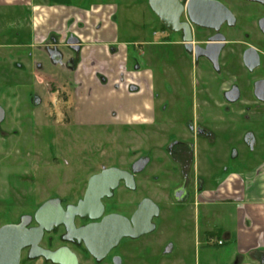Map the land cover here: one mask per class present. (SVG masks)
Segmentation results:
<instances>
[{
	"label": "rangeland",
	"instance_id": "obj_1",
	"mask_svg": "<svg viewBox=\"0 0 264 264\" xmlns=\"http://www.w3.org/2000/svg\"><path fill=\"white\" fill-rule=\"evenodd\" d=\"M28 1L30 5L28 4L26 8L30 9L36 4L47 5L50 0ZM69 1L68 3L75 5L80 2L86 12L94 7L115 6L119 42H126L128 52H131L130 68L140 66L143 71L149 69L148 71L151 70L153 73V91L159 95V116L144 126L118 125L112 122L114 121L112 118L104 120L109 121L107 125L100 124L98 119L83 117L76 122L71 114L72 90L65 85L67 81L72 84L71 71L56 66L44 54L57 50L63 56V60L69 59L72 55H68L66 47H50L44 52L34 51L33 56L25 48L23 50L0 48V106L5 110V119L0 124V227L17 224L22 216L33 217L36 210L47 200L61 199L65 204H74L83 196L88 179L101 168L128 167L137 159L146 157L150 162L136 177L137 191L129 193L122 188L117 190L115 197L106 202L107 212L116 211L130 215L144 198L150 199L162 208L172 207L173 203L170 202L172 189L168 187L161 173L163 163L167 164V171H177L173 164L167 160L164 162L166 157L163 151L166 150L167 144L174 139V135L181 139L188 138L186 127L190 123H202L201 126L205 125L215 134L218 132L219 119L202 120V114L217 116L220 112L221 108L216 102H209L208 95H215L218 88L214 85L208 86L206 92L198 91L197 100L195 99L190 82L194 67L189 62L187 63L189 65L186 64L183 68L176 57L177 54H182V48L173 47L168 43L158 47L146 44L141 49L132 45L140 39L153 42L161 38L159 40L164 41L161 36L165 34L168 35L166 38L169 41L178 40L174 34L162 32L164 31L162 24L149 9L146 0ZM26 8L23 10L22 18V44L29 40V11ZM1 19L0 29L2 26L8 28V20ZM6 30L8 33L9 30ZM159 31L162 32L161 36H152L153 32L159 34ZM136 33L141 37L133 38ZM56 43H59V40H56ZM259 43L253 42L255 45ZM174 50H177L176 54ZM237 75L241 76L243 72H239L238 69ZM50 89L57 91L58 94L53 95ZM241 89L244 100L232 107L235 114L231 116L228 130L217 134V141L214 140L215 143L212 145L213 150L210 154H213L214 165L211 162L205 164L207 160L203 159L200 143V176L203 179L208 171L209 173L212 171L214 175L210 177V183L212 180L215 188L231 175L250 170L264 160V150L261 148V145L264 146V122L261 117L244 118L238 115V111L255 106L249 97L250 87L243 86ZM47 91L49 92L46 94ZM33 92L42 94L44 98L38 109L32 106L30 97ZM63 98H66V101L68 98L69 103L62 102ZM153 98L158 105L154 95ZM247 132L254 133L258 141L252 150L245 142L244 146L238 141L239 138H236L235 133L244 135ZM224 152L229 154L226 161L224 158L222 160ZM217 156L221 162L224 161L219 165L225 164L226 171L217 167L215 159ZM160 158L163 159L162 163L159 162ZM154 224H158V220H154ZM60 232L61 229L53 235L50 234L54 247L61 244L58 239ZM155 233L143 236L141 242L136 245L149 242L148 245L155 246L156 241L160 240L158 233ZM167 241L172 242L168 238ZM126 244L122 241L114 250L115 257L121 259L122 264H160L162 248L159 252L156 249L153 251L152 248L147 249L148 246L146 249L143 248L145 250L141 255L145 262L139 263L135 260L141 256L138 257L137 252L127 253ZM111 262L112 257H108L102 264H112ZM20 264L46 263L31 262L23 252Z\"/></svg>",
	"mask_w": 264,
	"mask_h": 264
},
{
	"label": "crops",
	"instance_id": "obj_2",
	"mask_svg": "<svg viewBox=\"0 0 264 264\" xmlns=\"http://www.w3.org/2000/svg\"><path fill=\"white\" fill-rule=\"evenodd\" d=\"M27 2L0 0V19L8 20V28L2 26L0 29V48H25L33 56L34 51L66 47L69 38H76L77 59L67 70L71 71L73 81L65 84L70 90L75 88L71 95V114L76 122L83 117L98 119L100 124L107 125L109 121L104 120L112 118L118 125L144 126L159 116V95L153 91V73L149 69L143 71L140 66L130 68L131 52H128L126 42H119L115 6L94 7L86 12L80 2L75 5L68 3L69 0H50L47 5L36 4L30 9L26 8L30 5ZM25 8L29 11L30 41L22 44ZM156 35L161 36L160 31L159 34L152 33V36ZM139 37L136 33L133 38ZM159 39L153 42L140 39L132 45L141 49L146 44L158 47L168 43L181 48L177 39ZM66 103H69L68 98ZM261 148L264 150L263 145ZM228 157L225 153V161ZM217 167L221 165L217 164ZM222 167L227 170L225 164ZM161 169L164 177V169ZM194 169L195 187L190 193V206H184L186 195L183 194L175 201L176 208H161L155 225L160 240L154 248L148 245L149 242L136 245L141 242V237L127 243L126 252H137L141 257L135 261L139 263L145 262L141 253L148 246L151 251L163 249L160 264H264V160L250 170L231 175L217 188L212 180L210 183L212 171L207 170L209 174L206 173L203 179L200 176L199 153ZM167 238L172 242L168 243ZM218 241H222V245H217ZM139 246L142 247L139 249Z\"/></svg>",
	"mask_w": 264,
	"mask_h": 264
},
{
	"label": "flooded vegetation",
	"instance_id": "obj_3",
	"mask_svg": "<svg viewBox=\"0 0 264 264\" xmlns=\"http://www.w3.org/2000/svg\"><path fill=\"white\" fill-rule=\"evenodd\" d=\"M190 1L191 0H178V2L183 7V10L179 14V22L188 23L190 25L191 38H192V43H191L192 48L190 52H187V50H185L183 46L181 31L177 33L170 32L162 25L163 30H164L162 32H166L168 34H174L178 38V42L182 48V54L180 53V55L177 56L178 62H180V66L184 68L186 64L190 62V64H192L194 67L192 76L190 77V82L194 89L195 99L197 100L198 91L203 90L206 92L208 86H211V85L217 86L218 90L216 91L217 93L215 95L208 94L210 96L209 102L211 103L216 102V105H218L221 108V110L219 113H217V116L202 114L203 121L207 119H209L210 121H214V119H219L217 120V123L219 124L217 126L218 132H216V134L210 128H206L205 125L201 126L202 123L201 124L190 123V125L186 127L190 138L188 137L185 139H181L177 135H174L173 136L174 139L172 141L169 139L170 142L169 143L167 142L168 144H167L166 150L163 151L166 157L164 162H166L167 160L168 162H170V164H173L172 166H174L177 171L176 172L167 171L166 169L167 164L165 163H163L162 166L165 172L164 180L167 181L168 187H171L172 189L171 190L172 192L170 195L172 201L170 202L173 203L172 207H175V208H176V205H178L175 203V201L178 200L177 198L183 194L186 195V198H184V206L186 207L190 206V200H191L190 193L192 189L195 187L194 164H195L197 155L199 153L200 143H202L201 152L203 153V156H204L203 159H206L208 162L213 161L212 155L210 154L212 153L211 151L212 145L217 141V138H216L217 134H221L222 132L225 133L226 130H228L229 125H230L229 121L230 119H232L231 116L232 115L234 116L235 114V112H233L232 107L235 106L237 103L242 102L244 100L243 91L241 89L243 86L250 87L251 94L249 95V97L253 100L255 106H253L250 109L246 108V110L238 111L237 112L238 115H240V117L244 116V118L245 117L246 118L247 117L249 118L261 117L262 122H264V113H263L264 102L257 99L254 94L255 85L258 82H264V0H209V2L219 3L230 13L232 17L231 24L229 23V21L224 20L223 23H221L217 27L216 30L200 28L190 23L188 15L185 10L186 3ZM147 6H148V2H147ZM207 17H211V16L207 15ZM167 36L168 35L166 34L165 36H163L165 41H167V38H166ZM216 36L223 38L222 41H220V44H222V46L221 48H219V50L215 49L214 47L209 46L211 44H214V42L212 41V38ZM256 41L257 42L259 41L260 43L257 45L253 44V42H256ZM77 44H74V45L66 44V47L68 48V52H69L68 55L69 56L72 55L71 58L69 57V59L63 60L62 58L63 56H61V54L57 50H54V52L49 51L48 53L44 52V54L47 56V59L52 63L54 62L56 66L69 70L71 67H73V64H74L73 59L75 60L77 59V55H78V51L76 48ZM249 49H252L253 51H255V54L257 55V60L254 62L251 68H247L243 63L244 53ZM202 51H203V55H199L202 53ZM238 69H239V72L240 71L241 73L243 72V75L241 76L237 75ZM73 89L75 91L74 87H72V90ZM233 89H237L238 99L235 102H229L227 100V97L229 96L227 95ZM52 90L53 89H50L53 95L58 94L57 91H52ZM38 92L37 93L33 92L30 97L32 106L37 109L39 108L40 104L42 105L44 101L43 95ZM48 92L49 91H47L46 94ZM63 93L64 92L61 93L62 96H63ZM62 102H66V98H63ZM235 134L237 135L236 138H239L238 141L242 142V144L245 142V144H247V146L251 150L253 149L254 145L257 144V139L254 133L247 132L244 135L242 133L241 134L242 136L239 135L238 133H235ZM245 144L243 145L245 146ZM224 155H225V152H224ZM224 155H222V160L224 158ZM146 158H139L136 161L141 160V159H146ZM147 159L150 162V159L149 158ZM215 159L217 161V164L219 163L223 164L224 162V161L221 162L222 160H219L218 156ZM159 162L162 163L163 159L160 158ZM133 164H130L128 167H118V166H114V167H116L119 170L128 172L129 174L133 176V179L135 182V189L133 191H130L124 186L122 182H120L118 184V187L114 191H112V196L110 198L101 199V204L103 206V212H102L101 217L97 220L75 218L74 225L76 229L83 228L87 225L99 223L102 217L111 215V214L121 215L128 220L131 218L132 214L137 209L138 204L142 200L136 205V209L130 215H126L125 213H119L116 211L107 212L108 208H107L106 202L113 199L115 197L116 191L119 190L120 188H122L124 191L129 192V193L130 192L133 193L137 191L138 188H137V183H136V177L139 176L145 170L147 166L144 168V170L141 173L132 174L131 169H132ZM222 164H221V167H222ZM221 167L219 169L224 171V168L223 167L221 168ZM103 168H101L100 171H98L97 173L93 175L100 173ZM209 177H212V174ZM86 188L84 190V193L86 191ZM82 197L83 196H81V198H79L77 202L74 204H65L61 199H59L60 205L65 210L67 206H71V205L75 206L82 199ZM156 205L159 208V216H160V210L162 207L159 204H156ZM159 216L153 219V224H154V220L159 219ZM35 226L36 224L33 221L29 225V227H35ZM60 229H61V232L59 234L58 239L61 241V244L59 246L54 247L52 235L58 232ZM155 230H156V226H155ZM65 235L66 233L62 226L53 227L50 232L44 233L40 246L41 248L48 250L50 252H56L57 250L61 248H67L71 253H73L76 256L77 264H102L108 257L110 258L112 257L111 263L113 264V259L117 258L115 257L114 250L118 247V245L122 241L124 244L125 243L131 244V242L138 240V239L136 240L122 239L116 248L112 249L106 255V257L103 258L100 262H97L94 258H92L89 255L83 242L79 243L76 240L65 241L63 239ZM23 252L28 257V249L23 250L22 253ZM22 253H21V256H22ZM30 261L31 262L41 261L42 263L52 264L51 262L46 261L42 258L34 259Z\"/></svg>",
	"mask_w": 264,
	"mask_h": 264
},
{
	"label": "water",
	"instance_id": "obj_4",
	"mask_svg": "<svg viewBox=\"0 0 264 264\" xmlns=\"http://www.w3.org/2000/svg\"><path fill=\"white\" fill-rule=\"evenodd\" d=\"M147 2L150 10L168 31L182 32L183 46L187 52H190L192 48L190 25L179 22V14L183 7L178 0H147ZM185 10L190 23L200 28L216 30L224 20L232 23L230 13L217 2L191 0L186 3ZM222 39L219 36L213 37L214 44L209 46L219 50ZM77 43L76 38L71 37L67 40V45ZM199 55H203V51ZM256 60L257 55L252 49L244 53L243 63L247 68H251ZM254 94L257 99L264 102V82L255 85ZM227 96L229 102H235L238 99L237 89H233ZM4 118L5 111L0 106V124ZM148 162V159L136 161L132 165V174L141 173ZM120 182L130 191L135 189L133 176L128 172L117 168H103L100 173L89 178L86 191L75 206H67L64 210L59 199L47 200L36 210L33 217L22 216L17 224L1 226L0 264H19L21 253L25 249H28L30 260L42 258L52 264H77L76 256L67 248H61L56 252L41 248L40 243L44 233L50 232L53 227L64 228L65 241L83 242L89 255L97 262L116 248L122 239L136 240L153 233L155 230L153 219L159 216V208L148 198L138 204L129 220L121 215L111 214L102 217L99 223L75 228V218L97 220L101 217L103 212L101 199L110 198L112 191ZM32 221L36 224L35 227H29ZM120 261L119 258L113 259V264H120Z\"/></svg>",
	"mask_w": 264,
	"mask_h": 264
},
{
	"label": "built area",
	"instance_id": "obj_5",
	"mask_svg": "<svg viewBox=\"0 0 264 264\" xmlns=\"http://www.w3.org/2000/svg\"><path fill=\"white\" fill-rule=\"evenodd\" d=\"M217 245H219V246L222 245V241H218Z\"/></svg>",
	"mask_w": 264,
	"mask_h": 264
}]
</instances>
